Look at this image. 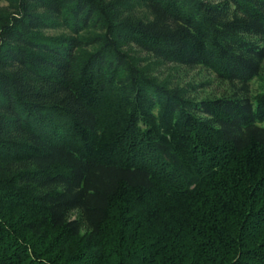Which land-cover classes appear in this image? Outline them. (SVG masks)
Instances as JSON below:
<instances>
[{"label": "trees", "instance_id": "trees-1", "mask_svg": "<svg viewBox=\"0 0 264 264\" xmlns=\"http://www.w3.org/2000/svg\"><path fill=\"white\" fill-rule=\"evenodd\" d=\"M1 1L0 264H264V0Z\"/></svg>", "mask_w": 264, "mask_h": 264}, {"label": "rangeland", "instance_id": "rangeland-1", "mask_svg": "<svg viewBox=\"0 0 264 264\" xmlns=\"http://www.w3.org/2000/svg\"><path fill=\"white\" fill-rule=\"evenodd\" d=\"M0 8H7V3L1 1ZM136 55L144 59V63L150 68L149 71H151L152 76L156 77L158 80L166 81L170 86H180V88L186 90V95L188 97H194L196 99L205 97L212 98L220 94L230 93L233 89L236 92H240L235 82L229 83L221 81V79H217L213 73L199 66H176L156 61H151L149 63L146 61L144 54L136 53ZM262 85H264V59L260 62L258 75L246 83L245 94L251 96L260 92Z\"/></svg>", "mask_w": 264, "mask_h": 264}]
</instances>
